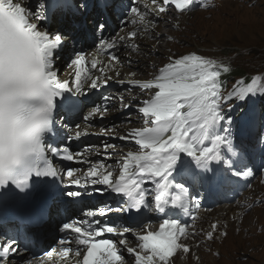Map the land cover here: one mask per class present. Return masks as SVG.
<instances>
[{
  "label": "snow or ice",
  "instance_id": "obj_1",
  "mask_svg": "<svg viewBox=\"0 0 264 264\" xmlns=\"http://www.w3.org/2000/svg\"><path fill=\"white\" fill-rule=\"evenodd\" d=\"M151 3L155 11L147 4L143 9L131 7L132 19L128 22L144 25L147 31L148 25L154 23V20H146L150 15L158 18L172 7L182 14L193 10L196 4L208 6L206 0H151ZM69 8L86 10L88 0H80L78 5L72 0H42L35 12L18 0H0V212L10 205L29 202L37 191L46 192L54 200L66 204L90 201L88 185L93 188L104 185V189L95 190L103 195L106 189L109 195L119 196L122 205L98 210L89 205L90 210L85 213L87 219L64 223L59 230L69 233L71 238L60 239L57 242L59 248H52L44 253V257L37 258L41 264H45L44 258L51 261L54 254L56 260L68 264L72 257L76 258L75 264H127V261L175 264L178 253L191 252L190 245L184 242L188 236L187 226L178 219H163L157 231H152L148 224L142 225V234L134 233L136 247H127L126 234L133 229L118 228L114 222H102L97 217L114 211L132 213L120 217L127 222L138 221L153 204L158 213L165 215L166 209L186 210L189 203L186 185L195 187L228 176H248L251 173L249 152L244 145L233 144L234 120L226 114L225 107L233 100L247 102L250 97L264 96V87L258 86L260 77L254 76L251 84L233 88L225 94L221 75L229 69L214 59L191 52L169 56V62L150 80H129L127 83L131 88L151 95L138 106L144 126L117 137L131 139L139 150L128 151L121 161H117L119 174L114 177L113 171L109 170L111 166H106L103 161L83 159V153H73L69 147L61 148L50 141L58 131L57 115L71 119L76 114L80 102L74 94L78 96L89 81V87L93 89L106 85L112 77L106 76L105 69L114 71L120 63V56L113 50L125 47L137 51L139 45L133 41L139 33L130 31L115 40H102L99 47L105 50L108 61L100 68H97L99 61L95 57L89 61L84 52L76 51L70 63L75 69L72 81L61 80L56 60L65 47V38L59 31L51 34L42 25L50 14ZM103 27L96 21L97 30ZM128 62L131 63L130 58ZM89 64L91 69L100 72V76L92 78L89 75ZM119 99L123 101L124 97ZM227 110L231 112L232 109L229 106ZM107 111V106L94 107L83 120L90 122L97 115L103 119ZM254 118L253 112L242 122L250 123ZM109 131L102 129L99 135L106 136ZM89 134L76 131L66 139L79 140ZM255 140L264 151V122ZM102 147L107 153L115 145L105 143ZM96 148L89 146L88 151L96 152ZM49 156L88 164L83 182L75 177L80 169L68 167L64 175L69 178V183L57 184V178L63 177ZM213 164L216 167H212ZM148 183L154 186L151 190L146 187ZM16 221L25 233L38 236L44 229L46 210L23 212ZM218 227L213 223L205 239L213 240ZM105 234L119 239L103 238ZM191 235L194 238L196 234ZM221 235L226 237L227 233ZM16 255H20V249L15 239L0 243V264H11V257ZM24 264L33 262L25 261Z\"/></svg>",
  "mask_w": 264,
  "mask_h": 264
},
{
  "label": "rangeland",
  "instance_id": "obj_2",
  "mask_svg": "<svg viewBox=\"0 0 264 264\" xmlns=\"http://www.w3.org/2000/svg\"><path fill=\"white\" fill-rule=\"evenodd\" d=\"M171 10L175 13L174 9ZM168 17V20L175 18L172 14ZM154 24L159 28L157 36L166 33L163 34L164 40L159 42L157 39L150 42L148 39V49L138 50L143 54L136 56L132 54L133 59L139 57L138 61H140L139 59L149 57L156 58V63L161 66L169 60V56L178 57L195 52L216 60L222 59V55H225L230 60L231 67L237 70L242 68L247 73H252V77L257 76L254 72L264 68V0H223L208 12L187 13L182 23H177L174 27L168 24L167 27L161 28L160 25H164L165 21L160 18H157ZM94 29L97 30L95 27ZM167 34L172 35L171 39ZM146 38L143 37L142 40ZM68 41L65 39V42ZM230 50L231 55H229ZM154 52L156 55H153ZM151 64L152 62L146 63L144 68L146 74L154 71ZM251 83L252 79L248 84ZM261 97H258V102ZM111 125L104 130L116 128ZM95 127L100 128L96 124ZM261 175L264 176V172ZM256 186L258 190L264 191L260 183ZM226 213L228 217L231 215L228 214L229 212H224L223 216ZM238 218L235 219L237 225L232 223L233 219L229 221L230 224L227 222L228 219L223 222L213 220L211 225L214 221L222 226L226 223L230 225L228 231H225L228 236L225 238L219 235L220 239L217 242L199 248L198 254L194 251V256L190 259L185 258L184 264H202V262L203 264H264V206L245 215L243 222ZM18 262L24 264L23 261L18 260ZM176 264L181 263L176 261Z\"/></svg>",
  "mask_w": 264,
  "mask_h": 264
},
{
  "label": "bare ground",
  "instance_id": "obj_3",
  "mask_svg": "<svg viewBox=\"0 0 264 264\" xmlns=\"http://www.w3.org/2000/svg\"><path fill=\"white\" fill-rule=\"evenodd\" d=\"M23 0H18V2H22ZM24 1H26V3H28V4H31V0H24ZM147 4V6H148V8L149 9H151L152 11H155V6L151 3V2H147L146 3ZM27 6V5H26ZM28 7V6H27ZM170 14H172L175 18L172 20H168V15H170ZM181 14V13H180ZM179 13H177V12H172V10L170 9V12L169 13H167V14H164V15H161V17H158V18H160V19H162V20H164L165 21V24L163 25H160V27L161 28H164L165 26L167 27V25L168 24H170L171 25V27H172V25H173V27H174V25L175 24H177V23H182V21H183V18L186 16V13H182L181 15H180ZM152 16L150 15V16H148V18H151ZM155 20L157 19V18H154ZM82 20V17H78V16H76V15H67V16H64V15H61V16H58L56 19H55V21H53L52 23H51V26H52V24H54L55 25V27L54 28H56V29H54V31H52L51 32V34H55L56 32H61L62 34H63V36H64V38L66 39V40H69L68 42H66L67 44H70L74 39H75V37H71V34H70V32L71 31H73V32H75V31H77L78 29H80L81 27H79V25H78V23L80 22ZM94 21V19H92V16L91 15H89V17L87 18V20H86V26H87V28L92 32V29H94V27L95 26H92V22ZM149 28L150 29H152V30H158L159 28L155 25V24H151L150 26H149ZM179 28V27H178ZM72 29V30H71ZM97 31H100V32H102V33H104L105 32V29L104 28H102V29H99V30H97ZM130 31H133V27H130V26H127V28H124L123 30H121L120 32H121V34H120V36H126ZM161 31V30H160ZM162 32V31H161ZM171 33V32H170ZM82 34L83 33H81L80 32V36H82ZM163 34H166V33H162V35H161V37L159 38V42L161 41H163L164 39L163 38H165V36L163 35ZM92 35H93V33H92ZM168 36H172L171 34H167ZM146 36L147 35H145L144 36V38H146ZM106 39H108V38H115V35L114 34H111V36L108 34V35H105L104 36ZM148 38H146V40H142V39H140L139 40V42H137V44L139 45V48H138V50H145L146 51V49H148V47H147V45H148ZM143 44V45H142ZM153 45H154V43H153ZM126 54H128V52L127 53H123L121 56H124V55H126ZM139 57H136V59H138ZM140 61H138L133 67H131L130 69H124L123 67H119V68H117V73H119L121 76H125V73L126 74H130V75H133V74H135L137 77H136V79H140L139 77H141V76H143V78L141 79V80H143L145 77V75H146V72H145V70H144V68H145V66H146V63H148V62H152V64H151V66L152 67H154V69H155V67H156V58H147V59H139ZM128 61V60H127ZM102 63H103V65L104 64H106L107 62L105 61V60H103L102 61ZM106 71H108L109 72V70H107V69H105ZM158 70H159V68L156 70V73L158 72ZM111 76H113V74H111ZM154 91V90H153ZM95 124H96V122L94 123V126L93 127H95ZM96 126H98V127H100L101 128V126H99V125H97L96 124ZM97 128V127H96ZM125 128H127V129H129V128H131L130 127V125L129 126H127V127H125ZM113 129V128H112ZM108 130V129H107ZM121 130H123V129H121ZM127 145V144H126ZM112 149V148H111ZM112 150H116L115 148H113ZM95 152H92V154H91V156H95ZM111 158H114V156H111ZM77 173V175L78 176H80L81 175V173H80V171H78V172H76ZM247 183H249V182H247ZM233 207V206H232ZM232 207H228L226 210H224L223 212H229V214H231L230 215V217H226V218H224L223 217V215L221 214V212L219 213H214V214H212L211 215V218L213 219V220H215V219H217V220H219V221H221V222H223V221H225L226 219H228V221L227 222H231V220L232 219H237L238 218V212H234L233 210V208ZM210 215V214H209ZM108 216V215H107ZM204 216H206V217H208V215L207 214H205ZM216 220V221H217ZM148 221V220H147ZM230 222H229V224H230ZM214 223H215V221H214ZM217 223V222H216ZM227 224V223H226ZM224 226H225V224L222 226V228L223 229H225L224 228ZM228 231V230H227ZM220 232H223L224 233V231L222 230V231H220ZM198 256V255H197ZM199 257V256H198ZM184 259H181V261H180V263L181 264H184L186 261H185V256L183 257ZM186 259H190V258H186ZM45 261V264H48V260L47 259H45L44 260ZM191 263V262H190ZM11 264H20L19 262H18V259H14V260H12L11 261ZM33 264H40V262H33ZM202 264H203V262H202Z\"/></svg>",
  "mask_w": 264,
  "mask_h": 264
},
{
  "label": "trees",
  "instance_id": "obj_4",
  "mask_svg": "<svg viewBox=\"0 0 264 264\" xmlns=\"http://www.w3.org/2000/svg\"><path fill=\"white\" fill-rule=\"evenodd\" d=\"M232 51L230 50V52L229 53H231ZM264 70V68H260L259 70H257L256 72H260V71H263ZM248 73L244 70V69H238V70H236L235 72H234V77L237 79V78H239V79H242V78H245V77H247L248 75H247Z\"/></svg>",
  "mask_w": 264,
  "mask_h": 264
},
{
  "label": "water",
  "instance_id": "obj_5",
  "mask_svg": "<svg viewBox=\"0 0 264 264\" xmlns=\"http://www.w3.org/2000/svg\"><path fill=\"white\" fill-rule=\"evenodd\" d=\"M63 224H64L63 222H60V224H59V228L62 227Z\"/></svg>",
  "mask_w": 264,
  "mask_h": 264
}]
</instances>
